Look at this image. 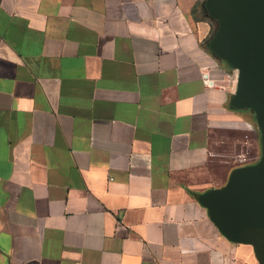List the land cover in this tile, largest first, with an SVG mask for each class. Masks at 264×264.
<instances>
[{"label":"crops","instance_id":"1","mask_svg":"<svg viewBox=\"0 0 264 264\" xmlns=\"http://www.w3.org/2000/svg\"><path fill=\"white\" fill-rule=\"evenodd\" d=\"M219 29L208 0H0V264H259L198 200L253 163L228 145L261 156Z\"/></svg>","mask_w":264,"mask_h":264},{"label":"water","instance_id":"2","mask_svg":"<svg viewBox=\"0 0 264 264\" xmlns=\"http://www.w3.org/2000/svg\"><path fill=\"white\" fill-rule=\"evenodd\" d=\"M220 20L212 50L237 70L233 108L254 111L261 156L231 170L226 183L198 196L211 220L229 240L253 246L264 264V0H208Z\"/></svg>","mask_w":264,"mask_h":264},{"label":"rangeland","instance_id":"3","mask_svg":"<svg viewBox=\"0 0 264 264\" xmlns=\"http://www.w3.org/2000/svg\"><path fill=\"white\" fill-rule=\"evenodd\" d=\"M229 148L226 152H224L223 154L225 155V160H227L230 164H239V163H242L241 161L239 162L238 161V157H236V153H238V151H240L239 149H235L231 144L228 145ZM257 152L259 153L258 151V148H257ZM261 152L259 153V155H257L258 157L260 156ZM258 159L257 158H252V159H247L246 162H256Z\"/></svg>","mask_w":264,"mask_h":264},{"label":"built area","instance_id":"4","mask_svg":"<svg viewBox=\"0 0 264 264\" xmlns=\"http://www.w3.org/2000/svg\"><path fill=\"white\" fill-rule=\"evenodd\" d=\"M206 85H208V86H211V85H213V80L212 79H206ZM239 159H238V161L240 162H242V163H245L246 162V160H247V158L246 157H238ZM255 162V161H254ZM253 162V163H254Z\"/></svg>","mask_w":264,"mask_h":264}]
</instances>
